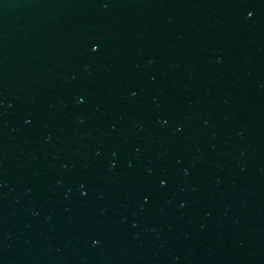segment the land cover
<instances>
[{
	"label": "water",
	"instance_id": "1",
	"mask_svg": "<svg viewBox=\"0 0 264 264\" xmlns=\"http://www.w3.org/2000/svg\"><path fill=\"white\" fill-rule=\"evenodd\" d=\"M0 264H264V0H0Z\"/></svg>",
	"mask_w": 264,
	"mask_h": 264
}]
</instances>
